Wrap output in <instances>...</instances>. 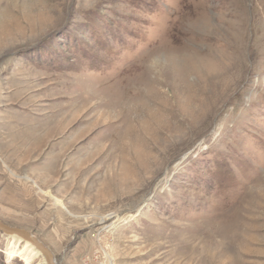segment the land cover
<instances>
[{"label":"rangeland","instance_id":"1","mask_svg":"<svg viewBox=\"0 0 264 264\" xmlns=\"http://www.w3.org/2000/svg\"><path fill=\"white\" fill-rule=\"evenodd\" d=\"M0 220L57 264H264V0H0Z\"/></svg>","mask_w":264,"mask_h":264},{"label":"water","instance_id":"2","mask_svg":"<svg viewBox=\"0 0 264 264\" xmlns=\"http://www.w3.org/2000/svg\"><path fill=\"white\" fill-rule=\"evenodd\" d=\"M0 232L8 236L14 235L23 241H28L30 244L35 246L36 249L42 254L45 264H57L54 255L50 251V249L29 231L18 227L10 226L0 220Z\"/></svg>","mask_w":264,"mask_h":264},{"label":"bare ground","instance_id":"3","mask_svg":"<svg viewBox=\"0 0 264 264\" xmlns=\"http://www.w3.org/2000/svg\"><path fill=\"white\" fill-rule=\"evenodd\" d=\"M175 71V70H174ZM123 80V79H122ZM174 80V79H173ZM125 82V81H124ZM129 88V87H128ZM124 89V88H123ZM137 90V89H136ZM132 92V91H131ZM137 92V91H136ZM136 94V93H135ZM116 107H119V105H117ZM123 108V107H122ZM121 108V110H122ZM119 110V108H118ZM119 110V111H121ZM124 110V109H123ZM122 110V111H123ZM124 112V111H123ZM122 115V114H121ZM121 118V116H119ZM82 120V119H81ZM126 120V119H124ZM86 122V121H85ZM109 154V153H108ZM11 236H14V235H11ZM20 239V238H19ZM16 243L13 241V242H10V244L7 246V250H6V255L8 258H11V256H14L17 254V256H19L21 259L23 258V260L26 262V263H29V264H35L33 263V260L35 257H42V264H45V261H44V258L42 256V254L36 249L35 246H33L32 244H30L28 241L24 242L22 244V247L21 248H16Z\"/></svg>","mask_w":264,"mask_h":264},{"label":"crops","instance_id":"4","mask_svg":"<svg viewBox=\"0 0 264 264\" xmlns=\"http://www.w3.org/2000/svg\"><path fill=\"white\" fill-rule=\"evenodd\" d=\"M19 165V164H18ZM10 188V187H9ZM15 190H17L16 188H14ZM17 192V191H16ZM8 199H12V197L11 198H8Z\"/></svg>","mask_w":264,"mask_h":264}]
</instances>
